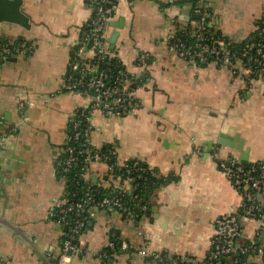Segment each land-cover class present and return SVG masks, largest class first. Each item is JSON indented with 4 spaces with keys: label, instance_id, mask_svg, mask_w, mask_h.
Returning a JSON list of instances; mask_svg holds the SVG:
<instances>
[{
    "label": "crops",
    "instance_id": "0c3cea01",
    "mask_svg": "<svg viewBox=\"0 0 264 264\" xmlns=\"http://www.w3.org/2000/svg\"><path fill=\"white\" fill-rule=\"evenodd\" d=\"M204 11L184 0H118L107 40L139 81L138 109L126 116L100 110L90 116L91 145L111 146L114 164L140 160L171 178L146 198L135 214L94 209L79 237L83 253L69 264H106L101 251L112 234L120 247L111 264H203L212 249L215 219L238 211L241 196L219 168L223 157L264 162V79L243 65L191 59L171 44L183 26L208 16L234 42L246 39L264 20V0H206ZM31 27L0 22V40H26L33 51L0 55V264H42L41 253L57 249L63 226L58 209L65 193L61 152L69 122L85 100L65 88V73L80 44L93 6L88 0H24ZM124 19L121 28L112 23ZM89 54V53H88ZM144 57L142 64L139 60ZM27 101L24 109L19 100ZM240 135L242 150L219 143L220 134ZM237 144V142H235ZM109 163L93 161L92 183L108 188ZM243 222V238L259 227ZM141 247L164 256L154 261ZM249 260H258V258Z\"/></svg>",
    "mask_w": 264,
    "mask_h": 264
},
{
    "label": "built area",
    "instance_id": "2783aa9c",
    "mask_svg": "<svg viewBox=\"0 0 264 264\" xmlns=\"http://www.w3.org/2000/svg\"><path fill=\"white\" fill-rule=\"evenodd\" d=\"M93 6L92 17L86 22L79 46L75 50L72 60L65 73V88L79 92L88 101L85 107L79 106L73 114L68 128L69 134L64 145L67 152L61 168V179L66 181L65 173L73 164H82V176L87 180L90 164L95 160L107 162L111 157V150L100 152L91 145L90 116L100 110L108 115L126 116L135 112L139 107L136 90L139 81L124 67H118L111 59L115 56L107 40V29L115 15V5L118 0H88ZM201 22L194 25L190 34L193 46H188L177 38L172 47L182 56L191 59L221 60L223 64H230L237 59L243 65L249 77L264 79V27L259 29V37L249 40L248 44L238 50L231 49L229 44L233 40L215 37L206 28V16H200ZM208 25H211L210 22ZM194 48V49H193ZM33 51V45L26 40H0V55L16 56ZM89 53V54H88ZM240 57L241 59H239ZM144 64V57L139 58ZM234 66V65H233ZM19 108L24 109L27 101L19 100ZM0 128V144L1 132ZM68 140L79 141V144H69ZM113 169L114 165L109 164ZM219 168L229 177L235 189L241 196L238 211L227 212L215 219V231L212 239V249L203 264L219 263L226 256L234 253H250L264 264V201L256 197L264 193V162H252L246 165L236 156L223 157L218 161ZM127 173H131L123 180L113 178L108 188L110 192L104 197H96L98 188L89 182L81 195L64 193L59 204L58 222L63 226L61 241L57 249L47 248L41 253L42 264H69L72 257L83 253L79 237L86 227L93 210L118 211L124 214H135L145 209V203L137 192L138 180L143 178L138 160L131 165H123ZM138 172V173H137ZM88 181V180H87ZM99 186V185H98ZM79 194V192H77ZM256 218L260 224L250 238H243V222ZM112 234L106 247L101 251V257L106 264H111L122 247L127 249L126 243L119 245ZM138 253L144 257H151L154 261H163L164 256L141 247ZM1 264H9L7 260Z\"/></svg>",
    "mask_w": 264,
    "mask_h": 264
},
{
    "label": "trees",
    "instance_id": "16d2710c",
    "mask_svg": "<svg viewBox=\"0 0 264 264\" xmlns=\"http://www.w3.org/2000/svg\"><path fill=\"white\" fill-rule=\"evenodd\" d=\"M206 0H184L185 3H190L192 6L193 10L196 9H204L203 6V2H205ZM204 11V10H203ZM210 19L208 16H206V28H209L211 30V33L222 40H225V42H227L228 40H231L230 38L225 37L219 30H217L214 26L212 25H208ZM201 22V19H198L195 23V25H198ZM258 28L259 27H264V20L259 21L258 23ZM194 27V25H188V26H183L182 28H178V30L176 31L171 44L177 39L180 38L182 41H184L188 46H193V37L191 36L190 32L192 30V28ZM195 28V27H194ZM259 29L258 30H254L246 39H244L241 42H234L232 41L229 46L231 47V49L234 50H238L240 47L245 46L248 44L249 40L251 39H257L259 37ZM19 41H22L19 40ZM194 49V48H193ZM113 52V51H112ZM239 59H241L240 57H238ZM115 64H117V66L115 67V70L118 69V67H124L123 64L120 62V60L113 56V58L111 59ZM208 61H214L216 64L218 65H225L221 62V60H215L213 58H210ZM238 61L236 58L233 59V61L230 64H226L227 66H231L233 67V65H235ZM253 77V76H252ZM1 126V125H0ZM69 144H79V141L76 140H68V143L66 145ZM108 150H111L112 154L110 159L107 161V163L109 164H113L114 167L113 169H111V175H113L114 177L123 180L125 177H127L128 175H130L131 173H127L125 171V167H117L114 164V155H115V151L114 149L110 146L105 147L104 149L100 150V152H107ZM67 152L64 150H62L61 152V160L63 162V160H65L66 158V154ZM134 160L128 161L127 164L131 165L133 163ZM139 163L141 164V166L144 167V170H142L141 173H143V178L139 179V186L137 187V192L139 193V196L141 197V199L143 201H146V198L149 194L153 193V190L156 189L157 187L161 186L163 183L167 182L169 179H171L170 177H163L160 174L157 173L156 170H154L153 168H151L150 166H148L146 163L138 160ZM246 165L251 164V161H245L244 162ZM63 167V165H62ZM61 167V168H62ZM82 164L81 163H75L73 164L66 172H64L65 174V192L66 193H74L76 192V196L81 195V190H83L84 188H86L87 184L89 182H91L89 180V178L86 180L83 176H82ZM138 173V172H137ZM61 175V173H60ZM94 185L98 188L96 197H104L105 195H107L111 188H106L103 187L102 185H99L97 183H94ZM99 185V186H98ZM79 192V194L77 193ZM256 197L261 200L264 201V193H258L256 194ZM262 211L264 212V207L262 209ZM115 241L119 244V238L118 236L115 237ZM255 258L254 255L250 254V253H234L230 256H226L224 258H222L220 260L219 263H213V264H262V262H260V260H249L250 258ZM257 259V258H256Z\"/></svg>",
    "mask_w": 264,
    "mask_h": 264
},
{
    "label": "water",
    "instance_id": "95a60500",
    "mask_svg": "<svg viewBox=\"0 0 264 264\" xmlns=\"http://www.w3.org/2000/svg\"><path fill=\"white\" fill-rule=\"evenodd\" d=\"M24 0H0V22H9L13 24H17L24 29H29L31 27L30 17L25 12L23 8ZM195 18H200L201 14H194L192 15ZM124 19L121 18L118 22H113L112 24L117 27L121 28L123 26ZM119 35V30H115L109 41L111 42L110 49L114 48V44L116 39ZM9 58L12 56H8ZM206 62V60H204ZM237 142V144L235 143ZM219 143L222 145H229L235 146L237 149L242 150L243 147V140L240 138L239 134L235 136H227L224 133L220 134ZM248 158L247 150H242L241 153V161L245 162ZM54 250L55 248H51Z\"/></svg>",
    "mask_w": 264,
    "mask_h": 264
}]
</instances>
